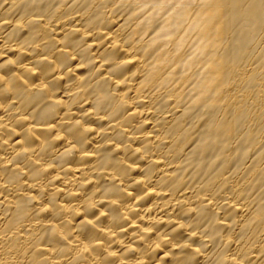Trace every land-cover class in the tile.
<instances>
[{"label":"bare ground","instance_id":"obj_1","mask_svg":"<svg viewBox=\"0 0 264 264\" xmlns=\"http://www.w3.org/2000/svg\"><path fill=\"white\" fill-rule=\"evenodd\" d=\"M0 264H264V0H0Z\"/></svg>","mask_w":264,"mask_h":264}]
</instances>
